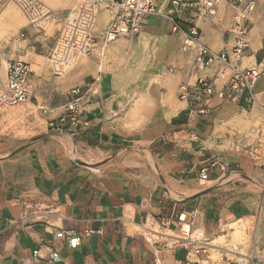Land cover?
I'll return each mask as SVG.
<instances>
[{
  "label": "crops",
  "instance_id": "obj_1",
  "mask_svg": "<svg viewBox=\"0 0 264 264\" xmlns=\"http://www.w3.org/2000/svg\"><path fill=\"white\" fill-rule=\"evenodd\" d=\"M228 3L239 5L222 0L213 15H204L194 2L156 0L155 13L136 35L104 48L100 56L106 54L105 63L81 56L61 81L47 61L53 37L44 31L29 26L24 39L0 47L1 62L28 63L30 104L58 112L78 97L82 117L74 129L48 130L0 155V264H213L206 249L195 253L197 241L257 214L254 198L244 194L249 188L244 180L264 177V153H256L263 145L257 132L264 128V74L254 85L256 101L249 107L213 98L209 111L192 125L195 140L187 136L181 119L185 104L175 91L182 82L216 73V62L197 69L194 49L183 51L181 43L195 27L199 42L211 51L230 47L233 9ZM17 15L6 31L1 29L5 11L0 15V38L20 25ZM107 21L108 13L100 12L98 25ZM173 22L177 31L171 30ZM248 26L242 65L254 67L264 60V0ZM82 58L87 68L78 65ZM94 72L98 80L91 84ZM74 88L77 95L71 93ZM141 97L142 106L132 111ZM204 165L208 176L200 181ZM181 212L193 218L186 237L146 235L155 232L154 225L179 231ZM160 219L169 223L162 225ZM196 229L202 238L191 241ZM253 241L262 252L264 223L258 224ZM46 247L62 261L36 262L33 251Z\"/></svg>",
  "mask_w": 264,
  "mask_h": 264
},
{
  "label": "built area",
  "instance_id": "obj_2",
  "mask_svg": "<svg viewBox=\"0 0 264 264\" xmlns=\"http://www.w3.org/2000/svg\"><path fill=\"white\" fill-rule=\"evenodd\" d=\"M187 1L196 3L204 15H213L217 5L222 2V0ZM13 2L23 11L27 20V25L19 36H23L27 27L37 25L50 12L41 0H13ZM237 2L239 5L236 8L228 3L233 9L229 26L233 37L230 47L219 52L211 51L199 42V31L195 27H191L188 33L184 34L181 49L183 51L194 49V65L197 69H203L215 62L218 65L212 77L200 76L193 82H182L177 87V97L185 104L181 119L182 123H185L190 140H195L197 137L192 129L193 123L200 115L209 111L213 98L235 102L245 107L253 105L256 101L254 85L264 74V60L254 67H245L242 61L245 59V48L248 45V20L262 0H237ZM155 4L156 0H74V5L60 20V26L46 55L52 74L61 75L67 67L76 63L79 56L89 54L97 41H100L101 48H104L119 38L136 35L144 21L155 13ZM101 7L108 11L110 20L97 38L95 29ZM178 29L177 23L173 22L171 30ZM30 74L31 71L26 62L11 59L0 61V105H13L29 100L32 93ZM97 80L98 77L93 78L91 84ZM79 92L78 88L71 91L74 95ZM77 100L78 97L69 100L58 112L52 107L39 106V110L47 117L49 130L63 133L70 130L69 128L74 129L82 122ZM213 164H215L214 161L211 165ZM207 167L204 165L199 170L198 180L207 179ZM192 221L193 218H188L184 212L176 217L180 228L184 225L190 226ZM168 223V219H160V224ZM61 234L62 232L57 233L58 236ZM197 243L200 246L195 248V253L199 254L206 249L207 243L200 241ZM33 257L36 262L45 260L59 263L62 261V257L49 247L44 248L43 252L40 248L34 250ZM230 264H264V250L259 252L254 245L250 255L238 261H230Z\"/></svg>",
  "mask_w": 264,
  "mask_h": 264
},
{
  "label": "rangeland",
  "instance_id": "obj_3",
  "mask_svg": "<svg viewBox=\"0 0 264 264\" xmlns=\"http://www.w3.org/2000/svg\"><path fill=\"white\" fill-rule=\"evenodd\" d=\"M41 1L50 10V12L47 16L43 17L34 27L36 29L44 31L45 35H51L52 37H54L57 29L60 26V20L63 18V16H65L74 0H68L66 3H64L62 0H55L54 3H49L45 0ZM7 5H13L17 9V11L21 15V22L20 25H16L14 29L7 34V37L0 38V47L5 44L8 45L9 42L15 41L18 37L19 39H24L26 36L25 33L23 36L17 35L19 34L18 32L20 30V27H24L27 25V20L23 11L18 7V5L13 2V0H0V12ZM100 12L108 13L107 10L103 7H101ZM108 20H110L109 13ZM108 22L109 21H107V23L102 26L97 24V27L95 29L97 38H99L100 32L107 27ZM100 47V41H97L87 57H95L96 59L100 57L99 59L103 58V62L105 63L106 54L103 57L100 56ZM75 67L76 65L73 68ZM68 70L65 69V71L61 75H59L58 80H63ZM94 76H97L95 72ZM132 83L135 82L132 81ZM175 91L177 98V88ZM158 102L160 104V101ZM40 105H32L29 103V101H21L13 105H0V155L11 151L20 143H29L34 138L49 130L46 121L47 117L39 110ZM174 122L175 121L173 119L172 123ZM257 134L262 135L261 141L263 145H261L262 148L259 147V149L256 150V153H264V128L262 131L257 132ZM254 137H256V134L254 135ZM244 182L249 185L248 191H245L244 194L250 195L254 198V204L252 208L254 209V212L256 211L255 213L257 214L254 217H249V219L247 218L243 221V223L240 222L239 225L237 223L231 228H229V222L228 226H224L222 229H220L218 232L204 241L207 244L216 245H206V250L210 253V260L213 264H224L223 259L227 261H238L241 258H244V256L250 255L255 245V241H253V238L256 239L257 237L258 224L264 223V177H258L256 180L251 181L244 180ZM235 196L238 197L239 195L236 194ZM259 218L261 219V221H259ZM151 229L155 230V232H146V235L151 237L152 239L159 240H163V238L159 236V233L175 235L178 237H186V233L189 232L188 230H185V226L183 228H180V230L177 232L160 229L157 225H154L153 227H151ZM191 236V239L202 238L201 232H192ZM237 250L241 252V254H244V256L235 253V251Z\"/></svg>",
  "mask_w": 264,
  "mask_h": 264
},
{
  "label": "bare ground",
  "instance_id": "obj_4",
  "mask_svg": "<svg viewBox=\"0 0 264 264\" xmlns=\"http://www.w3.org/2000/svg\"><path fill=\"white\" fill-rule=\"evenodd\" d=\"M45 1H47V2H53V1H55V0H45ZM74 5V1L72 2V5L69 7V8H71L72 6ZM4 11H5V14H6V16H7V21L6 22H4V23H2L1 24V29L2 30H8V28L12 25V23L14 22V21H16V19L18 18V15H17V10H16V8L13 6V5H7V6H5L4 8H3V10L0 12V15H3V13H4ZM99 13H100V11H99ZM99 13H98V15H99ZM109 21V20H108ZM105 48V47H104ZM104 48H101L100 47V52H99V54H102L103 53V50H104ZM89 54H83V55H81V56H88ZM81 56H79V57H81ZM78 57V58H79ZM78 60V59H77ZM83 58L82 59H80V61L78 62V65L79 64H81L82 62H83ZM77 62V61H76ZM76 64V63H75ZM74 64V65H75ZM83 66H85V68H87L88 67V64L86 63V62H83ZM74 65H72V66H69V67H67L66 69H69V68H72ZM99 68H100V70H101V66H99ZM63 73V72H62ZM97 74V73H96ZM149 97V96H148ZM168 97H169V99H170V103L172 104V103H174V102H176L175 101V97H174V90H170V93L168 94ZM143 97H141V99H140V101H138V102H136V104H135V106H134V108L132 109V111H136L137 110V108H140L141 106H142V101H143V99H142ZM146 99H147V97H146ZM184 226H187V225H184ZM188 228V230H189V226H187ZM187 231V230H186ZM194 232H196V233H198V232H200V230H196V231H194ZM236 232V231H235ZM234 232V233H235ZM237 233V232H236ZM162 235H165V236H170V234H162ZM175 237H178V236H175ZM208 245V244H207ZM242 256H244V254H242Z\"/></svg>",
  "mask_w": 264,
  "mask_h": 264
}]
</instances>
